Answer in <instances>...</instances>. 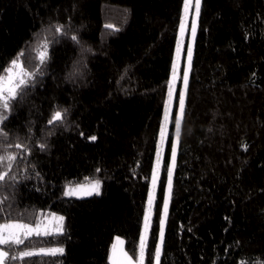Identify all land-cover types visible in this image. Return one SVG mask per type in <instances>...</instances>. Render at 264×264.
I'll list each match as a JSON object with an SVG mask.
<instances>
[{
  "label": "trees",
  "instance_id": "16d2710c",
  "mask_svg": "<svg viewBox=\"0 0 264 264\" xmlns=\"http://www.w3.org/2000/svg\"><path fill=\"white\" fill-rule=\"evenodd\" d=\"M182 7L183 0H0V70L23 52L26 68L42 73L0 124V145L28 146L8 148L17 154L9 173L16 179L0 183V222L65 218L63 235L26 241L63 247V255L11 264H108L117 236L134 256ZM57 109L65 118L49 125ZM173 128L171 118L156 235ZM86 177L101 181L99 195H63ZM161 264H264V0H201Z\"/></svg>",
  "mask_w": 264,
  "mask_h": 264
},
{
  "label": "snow or ice",
  "instance_id": "6c2138e0",
  "mask_svg": "<svg viewBox=\"0 0 264 264\" xmlns=\"http://www.w3.org/2000/svg\"><path fill=\"white\" fill-rule=\"evenodd\" d=\"M184 14L180 17V36L177 37V55L181 52L183 44V33L187 26L188 11L193 4V0H183ZM195 15L191 19V34L195 38L197 29V19L200 13L201 0H194ZM106 28L112 29L113 25L107 24ZM118 30V29H115ZM55 32L64 34L63 26L57 25ZM73 41H78L77 36L71 37ZM49 43L45 40L37 51L35 59L39 61L40 65L46 64L48 60ZM23 52H20L14 59H12L7 67L0 70V124H3L9 118V114L13 108V102L18 100L34 78L38 74H42L40 69L37 71H29L24 65L22 58ZM192 59V44L187 46V64L183 68V88L179 91V107L174 116L171 109V103L176 92L175 81L181 78L179 75V61L174 59L172 63V78L168 81V98L164 102V120L160 128L159 143L156 150V161L152 168L151 187L148 192L147 206L144 210L142 229L139 234L138 248L135 254L129 255L124 248V240L116 237L110 246L108 255V264H145L146 254L149 257V264H161L163 246L165 243V226L168 218V208L172 196L173 188V173L176 168L177 146L180 141L181 127L185 115V98L188 88L189 72L191 70ZM66 115V110H55L50 119L49 125L55 123H62ZM172 118L175 125L174 138L171 139V159L166 164L167 182L164 190L163 206L159 216V232L158 235L152 232L153 222L152 213L156 201V187L160 181V167L164 160V143L169 138L167 125ZM0 137L7 139V133L0 131ZM90 140L95 141L96 136L89 137ZM41 149L45 147L44 144L39 145ZM3 151L0 154V183L8 179L15 180L16 177L10 176L13 163L17 160V154L8 151V148L15 147L17 149H24L28 151V146L22 143L4 144L0 145ZM100 169H97L99 172ZM37 175H39L37 173ZM101 181L99 179L85 178L83 183L72 184L69 182L64 187L63 195L65 197L83 198L92 196L93 194H100ZM7 198H0V205H3ZM4 212V208L0 207V213ZM63 216L55 213H39L36 215L34 222H25L22 218L12 219L9 216L0 222V264H11L12 261L24 260L33 256H60L64 254L63 247L50 248H28L26 241H31L33 238H47L63 235L65 231ZM150 235L153 237L150 239ZM154 244V254L151 252V245ZM25 245L24 250L16 252H9L6 249H18L19 246Z\"/></svg>",
  "mask_w": 264,
  "mask_h": 264
},
{
  "label": "rangeland",
  "instance_id": "374dc122",
  "mask_svg": "<svg viewBox=\"0 0 264 264\" xmlns=\"http://www.w3.org/2000/svg\"><path fill=\"white\" fill-rule=\"evenodd\" d=\"M184 14V3H183V7H182V13L181 15ZM195 15V3H194V0H193V4L190 6L189 8V11H188V21H187V26H186V29L183 33V44H182V47H181V52L179 53V55H177V40H176V47H175V51H174V57H173V60L176 59L179 61V75L181 78H178L176 81H175V88H176V92L174 93V96H173V99H172V103H171V109H172V112H173V108H174V104H175V96L177 94V87H178V91H180L181 88H183V80H182V75H183V68L186 66L187 64V46L189 43L192 44V54H193V48H194V41H195V38L193 39L192 38V34H191V19L192 17ZM198 20V19H197ZM178 36H180V24H179V30H178ZM177 36V37H178ZM192 60V59H191ZM173 63V61H172ZM172 78V66H171V73H170V77H169V80ZM168 80V81H169ZM179 95V93H178ZM168 98V91H167V97L166 99ZM177 110H178V107H179V100H178V103H177ZM164 120V111H163V116H162V121H161V124ZM170 124H171V118H170V121L167 125V128H168V133L170 132ZM161 128V126H160ZM172 138H174V134H175V125H174V128H173V131H172ZM159 136H160V129H159V132H158V138H157V142H156V150H157V144L159 143ZM166 141L167 139L165 140V143H164V154H165V146H166ZM178 147V146H177ZM170 159H171V151H170V156H169V162H170ZM155 161H156V151H155V158H154V164H155ZM163 163V161H162ZM162 163H161V167H162ZM153 164V166H154ZM161 167H160V174H161ZM152 176V175H151ZM166 182H167V174H166ZM159 183V182H158ZM151 187V178H150V184H149V189ZM157 188H158V184H157V187H156V193H157ZM101 189V187H100ZM149 189H148V192H149ZM63 192H64V188H63ZM147 199H148V195H147ZM147 199H146V206H147ZM155 205V204H154ZM163 206V205H162ZM146 208V207H145ZM153 210H154V207H153ZM162 210V209H161ZM57 215H60L58 213H55ZM62 216V215H60ZM152 217H153V213H152ZM142 224H143V221H142ZM142 229V228H141ZM119 237V236H117ZM116 238V237H115ZM114 238V240H115ZM121 238V237H119ZM122 239V238H121ZM113 240V242H114ZM123 240V239H122Z\"/></svg>",
  "mask_w": 264,
  "mask_h": 264
}]
</instances>
